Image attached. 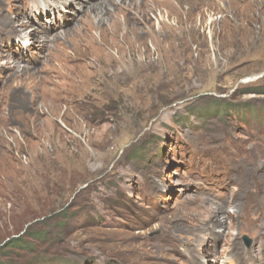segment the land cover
<instances>
[{
    "label": "rangeland",
    "instance_id": "rangeland-1",
    "mask_svg": "<svg viewBox=\"0 0 264 264\" xmlns=\"http://www.w3.org/2000/svg\"><path fill=\"white\" fill-rule=\"evenodd\" d=\"M115 1L0 0V242L264 264V0Z\"/></svg>",
    "mask_w": 264,
    "mask_h": 264
},
{
    "label": "trees",
    "instance_id": "trees-1",
    "mask_svg": "<svg viewBox=\"0 0 264 264\" xmlns=\"http://www.w3.org/2000/svg\"><path fill=\"white\" fill-rule=\"evenodd\" d=\"M237 109L240 108L237 106ZM50 242L46 231L42 229L37 232L26 231L21 236L10 237L6 242H0V264H56L61 262V259L56 257L55 259L47 258L49 252L45 247L50 246Z\"/></svg>",
    "mask_w": 264,
    "mask_h": 264
},
{
    "label": "bare ground",
    "instance_id": "bare-ground-1",
    "mask_svg": "<svg viewBox=\"0 0 264 264\" xmlns=\"http://www.w3.org/2000/svg\"><path fill=\"white\" fill-rule=\"evenodd\" d=\"M117 2H118V0H116ZM115 1V2H116ZM123 1L124 0H121V3L123 4ZM165 1H167V0H165ZM228 3V2H227ZM193 5V4H192ZM192 5H189V6H191V9H193V6ZM197 5H199L198 3H197ZM263 5V4H262ZM207 8V7H206ZM241 8V7H240ZM263 8V7H262ZM207 13V12H206ZM195 18V17H194ZM212 20V19H211ZM213 24V23H212ZM191 25V24H190ZM217 33H218V31H217ZM187 59V58H186Z\"/></svg>",
    "mask_w": 264,
    "mask_h": 264
},
{
    "label": "water",
    "instance_id": "water-1",
    "mask_svg": "<svg viewBox=\"0 0 264 264\" xmlns=\"http://www.w3.org/2000/svg\"><path fill=\"white\" fill-rule=\"evenodd\" d=\"M245 240L247 241L248 245H250L252 243V240L249 239L248 237H245Z\"/></svg>",
    "mask_w": 264,
    "mask_h": 264
}]
</instances>
